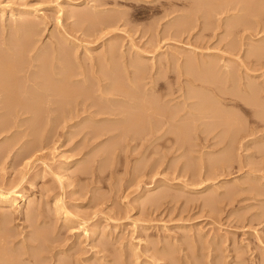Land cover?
I'll return each mask as SVG.
<instances>
[{
    "label": "rangeland",
    "instance_id": "rangeland-1",
    "mask_svg": "<svg viewBox=\"0 0 264 264\" xmlns=\"http://www.w3.org/2000/svg\"><path fill=\"white\" fill-rule=\"evenodd\" d=\"M93 1L94 2H100L102 4V2L99 0H75V1L74 0H0V8L6 7L5 13L4 14L0 13V19L2 18L1 21L4 20V23H6L7 25L8 24L12 25L13 23L15 24L14 20H18V19H16V17H14V18L11 17L10 11L15 10L14 12L16 13L17 10H23V9L28 10L29 9V11L32 12L33 17L37 16V18H35V21L38 24H41V25H39L40 28H43V30H40V37L41 38H39V40H40V41H38L39 44L36 45L37 49L40 48L41 46H43L44 44L49 46V43L53 40L55 41L57 39L56 37H58V35H59L58 38L60 39V37H61L60 32H63L65 30L64 32L68 31V33L71 35V36H69V38H75L76 41H79L78 43L75 41L76 44L78 45L79 49H78V47H75L74 45L71 47H74V51L77 48L76 51L78 53L76 52V54L78 55V57H81L80 59L84 58V59H82L84 61L88 60V59L85 60V57L86 58H88L90 56L94 57V55L97 57L98 55H101L103 52H105V50L107 49V47L111 43L114 45L116 43L117 46L120 44L118 46V49L120 48L119 53L121 51L123 52V56H124L123 60H125V59L128 60L130 56L132 57V56L137 55V57H135V58L140 57L143 60L146 59L145 60V62L147 61L146 63L151 64V63L155 62L153 64H157V65L159 64V61H160V63H162L163 61L166 62L168 60H170V64H168V65H171V64H172V66L176 65L175 60H177L181 57V59L179 61L181 63L182 57L183 56L185 58L189 57V53H190V55H191L190 57L192 59H194L193 58L194 54L195 55L198 54L197 56L199 57L201 53H202L201 55H214V56H216L218 54L217 55L218 57L223 55L222 56L223 58H221V59L218 58V59L222 60V61L219 60L220 65H223V64L225 65V63L227 64V62H229L232 58L233 62L230 61L228 63L229 65H231V67L230 66L229 67L231 69L233 68V70H235V69H237L238 66H240V70L238 68L235 71L237 74L240 73L241 77L244 78L243 81L240 80V81H242L241 83L245 82V85H246L249 82H251L252 84L256 82L255 84H256V86H258L257 89L258 90L261 89V90H259L260 93L257 92L258 95L256 93L254 94V95H256V97H254V95L252 96V98H254V99H252L251 97H250V99L253 102H255L254 106H256V108H258V109L263 108L264 109V104H263L264 103V93H263L264 92V68L260 67L261 69H259L258 66H255L253 64V63H255L254 62L255 60H253V58L250 57V51L256 49L257 46H258V48L259 47L261 48V46L262 47L264 46V8L262 6H260V8H262L261 10H259L260 13L255 12L258 10L252 8V9H254L253 10V12H254L253 16H252L253 12L251 11V9L248 11L247 10H245V11L244 10H241V11L240 10L239 11L238 10H235V11L232 10V12L219 14L216 16L214 13H212L214 15L210 14V16H212V17H210L207 20V19H205L206 18L205 13H206V11L211 10L210 9L211 8V4H210L211 1H209V0H206V1L201 0L203 2H200V0H194V2H193V0L192 1L188 0V2H187V0L185 2L180 1V2H178V4L176 6L174 5L175 7L173 6L174 7L173 9L177 10V13L174 14L175 16L172 15V16H170V18L168 17L169 19L164 18V20L166 19L165 21L163 19L160 20L159 22H161L162 24L160 23L161 26H159L158 29H156L157 25L155 24L156 23L155 20L159 19L162 16V14L156 15L153 13V11H151L153 4H151V6H150L149 4L147 5V4H144L140 1L138 2V0H134V2L131 0H115L114 2H113V0H108L109 2H105L104 3L105 6H102V8L100 7L101 4L99 3L100 5H97V7L99 6V8H97V10L107 9L106 12L108 11L107 12L108 14H113V13H117V12L118 13L121 12L122 14L123 13H126V14L130 13V14H128V16H126V18L128 20L130 19V21L126 20L127 21L126 22V21L122 20L120 24L116 25L117 27L111 26L112 28L109 27L111 30H107V31L104 29V31L102 32L104 34V36L100 32L102 38L100 37V34H99L98 35L99 38L92 37L89 39L86 37L84 38L83 34H81L82 33L81 31L73 33V32H75L74 29L76 28V26L78 29H80L78 27V25H76L77 19H75V17H74V19L72 18V19L67 20L65 17V12L63 14L62 11L66 7H68L69 10H73V11H77V10L81 11L82 9H83V11L88 10V7H90V5H96V3L94 4ZM162 1H165V0H162ZM90 2H91V4H90ZM197 2H199L201 4H199ZM208 2H210V3H208ZM219 2H220V0H219ZM107 3H109V4H107ZM195 3L197 4V7H196ZM65 5H68V6H65ZM193 5L196 8H194ZM198 5H200V6H198ZM261 5L264 6V2ZM72 7H74V8H72ZM205 7H206V9H205ZM76 8H78V9H76ZM191 8H193V9L191 10ZM79 9H81V10H79ZM111 11H112V13H111ZM106 12H105V14H106ZM185 12L195 14L196 18L198 19L196 24L200 23V25H202V26H200L198 24V26L195 28L196 31H192L193 33L191 32L192 34H190L189 36L187 34L184 35L183 38L179 41L176 39V41L175 40L174 41L168 40L169 41L168 42L167 40L166 41L164 40L165 42H163V40H162V42H161L162 45H161V43H160V45H158L159 49H157V47H156L157 45L154 43L155 49L153 50L154 44L152 43V40L156 39V36H158V35L162 36V34L160 35V33H162V29L166 28V26H165V25H167L166 23L167 22L170 23V20H171V22H173L174 19H175V21L178 18L181 19L180 18L182 16L181 14H183ZM199 12H201V13H199ZM245 12H247L249 14H247ZM256 13H258V14L256 15ZM197 14H198V17H197ZM23 16H25V14ZM153 16H155V17H153ZM246 16H247V18L250 17L249 18L250 20H247V21H250V23H251L250 27L252 29H250V27L246 28V29H244L245 27H241V28L239 27V29L237 28L238 30L237 29L233 30V28L231 29V27H229V25L231 23L235 22L236 20L238 21L239 18L240 19H243V17L246 18ZM200 18H204V19H200ZM209 20L211 21V24H210L211 28H209L210 30L207 33L205 32V34L200 32V31H203L202 28L203 27L205 28V25H208V23H210ZM39 22H41V23H39ZM73 22H75V25L73 24V26H72ZM203 22L205 25H203ZM126 23H128V24H126ZM153 24L155 25V28H153L154 27ZM163 24H164V27H162ZM212 24H214V26ZM252 25H254V26H252ZM129 26H131V27H129ZM71 27L72 28L74 27V29H72ZM115 28H116V30H115ZM136 28H137V30H136ZM149 28L154 29V31L152 30V33L149 32L150 31ZM106 29H108V28H106ZM142 29H143V31H142ZM71 30H72V32H71ZM112 30H115V31H112ZM105 31H106V33H105ZM144 31L145 32L147 31L148 33L147 32L145 33ZM155 31H156V33H155ZM233 31H236V32L232 34ZM199 32H200V34H199ZM186 36H187V38H186ZM53 37H55V38H53ZM211 37H212V39H211ZM52 38H53V40H52ZM77 38H79V39L77 40ZM82 38L85 41H82L83 40ZM160 39H162V38H158L157 40L159 41ZM157 40H153V41L157 42ZM187 40H189V41H187ZM209 40H211V41H209ZM87 41L89 43H91L92 45L88 44ZM183 41H184V43H183ZM229 41L230 42L234 41V42H237L236 44H239V47L237 48V50L239 52H237V50H236L235 52H237V53H234V51H233V53H231V50L229 48L230 47ZM117 42H118V44H117ZM79 43L83 46L79 45ZM82 43H84V44H82ZM150 43L153 45H151ZM132 44L134 45V47L135 46L136 47L134 48ZM227 44L229 45V47H227L228 46ZM85 45H87V46L89 45V47H87ZM251 45H252V47H251ZM150 46H152V48ZM179 46H181V47H179ZM236 46H238V45H236ZM253 47H254V49H253ZM86 48H91L90 50H92V51H90V53L86 52V54L88 53L89 56L85 55L84 51ZM170 48H173V49H170ZM239 48H241V49H239ZM136 49H138V51L140 50L142 54L141 55L136 54V53H140V51L138 52ZM142 49L144 52H148V53L142 52ZM203 51H205V52H203ZM227 51H229V55L227 54L228 53ZM178 52H179V54H178ZM193 52H196V53L193 54ZM134 53H135V55H134ZM180 53H182L183 55ZM184 53L187 54L188 56L185 55ZM230 53L232 54L231 56H230ZM34 54H35L34 52H33V54L31 53V56ZM144 54H149L148 56H151V57H144L143 58ZM83 55H85V56L83 57ZM178 55L179 56L181 55V56L179 57ZM197 56H195L196 59H198ZM214 56H209L208 60H210V57L213 58ZM217 56H216V58H217ZM152 57H154L156 59H151ZM169 57H170V59H169ZM172 57H173V59H172ZM176 57H178V58H176ZM184 57H183V60L185 59ZM147 58H148V60H147ZM161 58H162V60H161ZM216 58L214 57L213 59L216 60ZM131 59H133V57ZM165 59H167V60L165 61ZM200 59H201V56H200ZM225 59L226 60L230 59V60L226 61ZM242 60L245 62H243ZM247 60H249V61H247ZM251 60L253 61V63ZM172 61H175V62H172ZM224 61H226V62H224ZM156 62H158V63H156ZM164 62L162 64H160L161 68H163L162 67L163 65L166 66L167 63H169V61L166 63H164ZM234 62H236V63H234ZM249 62H251V64H249ZM87 63L90 64V62H87ZM243 63H244V65H246V63L249 64L248 66L251 65L250 66L251 68L247 66L249 69L248 70L247 67L244 66V67H246L244 69ZM153 64H151V65H153ZM160 66H159V68H160ZM254 66L258 69H256ZM252 67L255 68L256 70L253 69ZM247 70L250 71V75L247 72ZM253 70H255L254 71L255 73H252ZM105 71H107V69ZM154 71L155 70H153V72H152V76L154 74ZM244 71H245V73H243ZM176 73L177 72H171V73H168L167 76L165 75V78L168 77L167 78L168 80L165 79V81H169L173 85L172 87L175 88V89L173 88L175 92L177 90H179L176 88H179L180 86L185 87V90H189V92L191 91V89H192L193 93H196V92H194L195 90L198 93L200 92V89H196L194 86V84L197 82H194V84H192L191 80H189L190 76H189V78H187L186 76H182L181 78H179ZM169 74H171V75H169ZM156 76H158V75L156 74ZM156 76L154 75V77H156ZM173 76H174V78H173ZM244 76H246V77H244ZM178 78H179V81L177 80ZM248 80H250V81L246 82ZM251 80L252 81L254 80V81L252 82ZM185 81H187V82H185ZM145 82H147V81H145ZM150 82L151 81L149 78V80H148L149 84H147V85H151ZM176 82H178V83H176ZM174 83H176V85ZM189 83H190V85H189ZM185 84L186 85L188 84V86H191V89H190V87L186 88ZM255 84H253V85L255 86ZM258 84H261V85H258ZM92 85H94V82L92 83ZM195 85L199 86L200 84L197 83ZM228 86L231 88L230 83H226V86L221 87V89L224 88L222 90H225L224 92H226V90H229ZM262 86H263V88H262ZM149 87L150 86H147L146 89H148ZM192 87L195 88V90ZM213 89H214V87L213 88L211 87L209 90L212 91ZM95 90H96V88H95ZM179 92L182 93L183 91L180 90ZM179 92L177 91L178 95H180ZM192 92H190V93H192ZM202 92L203 91L201 90L200 94ZM212 92H211V94H212ZM206 93L203 92L202 95H204ZM260 94L263 97L260 96ZM206 95H208V93ZM175 96H177V95H175ZM175 96H174V98L172 97L173 102H169L168 104H166V106L171 107V109H173V110H175V108L177 107V106L175 107L176 104L178 105V104L183 102L182 97L179 99V98H176ZM174 99H175V101H174ZM257 100H258V102H256ZM261 100H262V102H261ZM193 101H190V102H193ZM223 103L224 104L226 103V105L222 104L221 109L224 108V111L229 110L230 112H234V114H236L235 115L236 119L238 120L239 123H241V124L244 123L243 124L244 127L247 126L246 128L250 127V129H254L255 132L257 131L256 134L253 135V137H250L251 139L249 137H247L246 140L243 139L244 142H242V146L244 148L241 146V143H240V145H238L239 142H237L235 144V146L236 145L241 146V149H240V147L238 148L237 146L236 147L234 146L236 149L238 148L237 150L235 149L236 151L233 150V151H235L237 157H236V161L234 162L235 164L229 163V165H231V166L227 165L226 164L227 162L224 164L221 162V160L224 159V157H226V155L228 154L226 152H229V151H226L229 149V147H227L228 142L225 141L226 143L223 144L224 142L221 139L220 131L222 129L216 130L217 132H214L212 134V136L206 138L207 140H201V139L196 140V141L193 140L191 143L193 145H190V146L188 145V147L191 151L188 149V147L186 148L188 151L186 149L178 151V150H176V148H174V150H173L174 145L172 143L169 144L168 142L164 143V141H160V143L156 144V146L158 148H156L155 145H154L155 148H154V146H153V148L151 147L153 152L150 150L149 155L147 156L145 154L144 150L148 145H150L149 143L144 144V143H140V142H132V144H130L128 142L125 143V141L124 142L122 141V144L119 145L120 147L117 150H115V152L113 151V154L115 153V156L112 154H111V156H109L110 154L109 155H105V154L108 151L107 149H109L108 147H110L112 145L111 144V142L113 141L112 139H109V137L107 136L108 138L102 137L103 139H101V140L100 139H98V140L94 139L95 140L94 141V140L89 139L88 136L84 137V134H86L87 132H89L88 130H90V128L86 129L85 127L86 126L90 127V125L92 124L91 121L90 122L86 121L87 122V123H85V125L87 124L86 126L83 125L84 123L82 125L80 124L81 126L80 125H77V127L73 126L75 128L70 127V126H72L71 123L74 124L73 122H70V124H68V125L67 124H64V125H62V124H56L55 125L54 124L56 130H58L56 132L55 128L53 127L52 131L54 130L53 131L54 133L53 132L51 133V131L49 133L45 131L46 133H44L43 132L44 127H42V132L44 133V137L43 138L41 137L40 141H39V139H36L37 138L36 136H37V134H39L41 132H39V133L34 132V133H37L35 136L33 131L29 130L30 129L29 123H30V121H32V118H30V115H28V116L26 115L25 117H23V118H27L24 122L25 124L23 123L25 125L24 128L22 127L23 125L21 126V128L15 126L14 128H16V129L12 128V131H10V133H8V135H7V133H3V135L1 134L2 136L0 135V151L3 149L2 147H3V145H5V143H6V145L4 146L5 148L9 144H11L10 146H11V148H13L10 152V155L9 154L7 155L8 158L6 157L3 159L0 156V185H1L0 186V188H1L0 192L1 191L5 192L7 190V188L9 186H11L8 188V190L11 188L12 189L15 188V189H13V190L11 189L10 191L7 190L6 192H11V195L15 194L14 196H17L16 193H18V192L24 193L26 195V198H28L27 202L30 203V204H28L27 202L22 201L20 203V205H18V207L17 206L11 207L12 209H10L11 211L9 210L10 212L7 211L9 207H5L3 205H0V213L2 212V215H3L4 213L7 212V215L10 214L11 216L10 215L9 216L12 217L13 223L12 222L9 223L10 225L7 224V227H9L8 229H10L12 231V234H13V232H15L14 235L16 234L18 242L23 241L24 237L28 236L30 238L32 236L31 234H34V232L39 229V226H40L39 230H41L42 228H45V229L49 230V232L52 233V235L49 234V238H51L52 236L56 237L57 239L61 238L60 240H62L65 244H72V242H74V244L72 245L71 248H73L74 251L75 250L78 251V253L77 252L75 253L74 251H72V252L70 251L69 252L70 257L68 256L69 258H67V259H63V256L58 257L59 260H61V261H62V259L66 260L70 264L77 263V261H75V259H77V260L80 259L77 264H94V263L99 264L103 260H104L103 261L104 264L105 263L111 264V262H112V264H121L122 261H125V260H127L126 264H129V263H131V264H145V263L146 264H188V263L189 264H192V263L193 264H197V263L198 264H214V263L218 264L219 263L218 261L222 262L219 264H228V263L229 264H238V263L239 264H242V263L243 264H262L264 262V155H263L264 154V151H263L264 145L262 146V144L264 143V132H263L264 131V127H263L264 124L262 122H260V120L254 115V112L251 111L250 107L245 106V109L249 110V111L248 110L245 111V109L242 110L237 106L235 107V105H227L228 103L226 101H224ZM179 106L181 107V105H179ZM219 107H220V103H219ZM237 117H239V118H237ZM250 117H252V118H250ZM255 117H256V119H255ZM244 118H245V120H243ZM97 124L96 125L98 127L102 123H97ZM96 125L92 124L91 129H96L97 128V127L95 128ZM64 126H66V127H64ZM67 126L69 128H67ZM92 126H93V128H92ZM46 128H45V130H47ZM79 128H80V130H79ZM82 128H84V129H82ZM256 128H258V130ZM63 129H64V131H63ZM83 130H85V131L83 132ZM39 131H41V129ZM69 131H71V132H69ZM14 132H15V134L17 133L16 136L13 134ZM74 132L75 133L77 132V134L75 135ZM258 132H259V134H258ZM81 133H83V134H81ZM52 134H53L54 139L56 138L55 140L53 139ZM54 134H56L57 136L55 135L56 136L55 137ZM26 135H27V137H26ZM29 136H32V138ZM50 137H51V140H50ZM70 137H73V139ZM83 138H85L86 140ZM202 138H204V137H202ZM33 139H36V140H33ZM41 139H42V141H41ZM70 139H72V140H70ZM15 140H16V142H15ZM18 140L20 143H18ZM37 140L39 142H37ZM243 140H241V141H243ZM253 140H255V141H253ZM31 141H34V142H31ZM118 141H117V143H119ZM252 141H253V143H252ZM87 142L88 143L90 142V144H88ZM12 143H13V145L14 144H16V145L13 147ZM83 143L86 145V146L84 145L85 147L81 146V145H83ZM123 143L125 144V146ZM134 143L136 145L138 143L137 147H135L136 145ZM244 143H245V145H244ZM246 143L247 144L250 143V144L246 145ZM40 144H42V145H40ZM142 144H144L145 146H143ZM133 145H134V147H133ZM158 145H160V146H158ZM194 145H196V146H194ZM26 146H28V147L26 148ZM36 146H38L39 148L42 147L43 149L40 148L41 149L40 150ZM78 146L80 148L81 147L82 148L81 149L77 148ZM127 146L129 147L128 148L129 150L126 149ZM245 146H250L249 149L247 148L249 151L246 149ZM260 146H261V148H263V149H261L263 154H259L261 152ZM131 147H132V150H131ZM167 147H170V148L172 147V148L169 149ZM258 147H259V150H258ZM31 148H33V149L36 148L35 150L37 152H35V150H33V149L31 150ZM135 148L137 151L140 150L141 153L139 151L137 153ZM164 148H167V149H165V151H164L163 150ZM77 149L78 150L80 149V150L78 151ZM101 149H102V151H101ZM159 149H161V151ZM122 150H124V151H122ZM157 150H158V152H157ZM23 151H26V152L24 153ZM30 151H31V153H30ZM125 151H126V153H125ZM32 152H35V153H32ZM61 152L63 154H61ZM104 152H105V154H104ZM132 152H134V153H132ZM155 152H157V153L154 154ZM99 153H101V154H99ZM102 153H103V155H102ZM118 153L120 156L118 155ZM135 153H136V155H135ZM162 153H164V154H162ZM182 153H183V156H182ZM29 154H31V155H29ZM77 154H78V156H77ZM158 154H159V156H161L162 159H160ZM27 155H28V157H27ZM153 155L155 156V158H153L154 157ZM184 155L187 157H184ZM102 156H103V158H102ZM260 156H262V157H260ZM65 157H66V159H65ZM107 157H109V158H107ZM158 157H159V159H158ZM84 158H86L87 160ZM114 158H115V160H114ZM118 158H119V160H118ZM151 158H153V159H151ZM111 159H113V160H111ZM106 160H108L109 162ZM216 161H220L221 163L217 164L216 166H213L212 165L213 162L216 163ZM77 162H80V165H79L80 167L75 165ZM249 162H250V164H249ZM81 163H83V164L81 165ZM155 163H156V165H155ZM210 163H212V164H210ZM67 164H69V166ZM85 164H87V165H85ZM185 164L186 165L188 164L187 167L192 165L191 167H193L195 170L197 167H199L200 165L201 166L199 167V169L197 168L198 170H197V172H196L197 174H196L194 171L192 173L193 168L188 169V170L186 168H183L186 166ZM64 165H67V167H65V169H63ZM84 165L87 167L91 166L93 169L88 168L87 170L89 172L87 171L86 175L84 173L83 175L79 174L80 175L79 176L76 173V170L77 171L81 170V168H83ZM104 165H106V168ZM194 165H196V166H194ZM146 166H147V168H146ZM211 166H213L212 169L210 168ZM201 167H203V169H201L199 176H198V171L200 170ZM151 168L153 171L151 170ZM66 169H67V172H66ZM251 169H253V170H251ZM145 170H146V173H145ZM184 171H185V173H184ZM90 172H91V174H90ZM182 172H183V174H182ZM87 173H89L90 175ZM207 174H209L210 176ZM20 175H21V177H20ZM181 175H183V176H181ZM70 180H71V184L69 183ZM15 181L18 183L20 182V184L19 185H18V183L16 184ZM251 183H253V184H251ZM254 183L256 185L255 188L253 186V189L255 191H253L252 187H250L251 185H254ZM9 184H11V185H9ZM12 184L15 186H13ZM210 185L213 187L211 188ZM147 189H150V193L151 194L153 193L152 194L153 196H155V195L157 196V195H159V193H162V192H167V193H170L169 195L172 196V198L167 197L168 200H167V198L163 199L159 203L152 205L153 207L150 204V206L152 207V209H151V207L148 204L149 198H145V197L143 198ZM158 191H160V192H158ZM233 192L234 193L236 192L235 193L236 195ZM151 194H150V196H152ZM211 195L213 196V199L215 200L213 205H209L207 203L208 199L212 198ZM227 198H229V199H227ZM17 199H18V201H17V204H18L20 199L19 198H17ZM136 199H138V202L136 201ZM139 199L141 201H139ZM161 202H162V204H161ZM26 203L28 205H30L31 207L36 206L35 207L36 208V211H35L36 216L34 215V217H36V218L35 219L33 218L34 220L33 219L30 220L31 218L26 219L22 215L23 213L25 214V212L27 210L26 207L28 205ZM214 204H216L215 207H214ZM59 205H61L62 208H60ZM146 205H147V207H145ZM51 210L53 211V213ZM29 223L32 226L34 225L36 227H34V226L31 227V225ZM35 223H37V224H35ZM45 223H46V225H45ZM35 228H38V229H35ZM50 229H51V231H50ZM18 233L20 235H17ZM27 233H28V235H27ZM29 233H31V234L29 235ZM63 238H64V240H63ZM78 243H80V244H78ZM107 243H108V245H107ZM19 244H20V242L16 246L17 250L21 245V244L20 245ZM197 245H198V247H197ZM75 246H77V247H75ZM217 246H218V248H217ZM59 247H61V248H58L59 250L64 249V246H59ZM104 247H105V251L102 252L103 251L102 249ZM166 247H168V248H166ZM219 247H220V249H219ZM79 248H80V250H79ZM20 249H22V245H21ZM81 251H82V253H81ZM129 251H131V253ZM173 251H176V253L174 254ZM165 252H167V253L172 252L171 256H173V257L171 258V257L166 256V255L164 256L163 254H165ZM73 253L75 254V257H77V258L74 257ZM196 253H198V254H196ZM160 254H162V255L160 256ZM43 255L49 256V255H47V252H45ZM72 255H73V258L71 257ZM104 255H106L105 257H107V258L102 259V258H104ZM92 256H96V257H92ZM165 257H169V258H171L173 260L175 259V260L174 261L172 260V261H170V263H168L169 260L166 259ZM197 257H199V259ZM215 257H216V259H215ZM70 258H72V259H70ZM115 259H116V261H115ZM176 259L178 262L176 261ZM194 259H196V260H194ZM212 259H214V260H212ZM199 260H200V263H199ZM195 261H197V262L195 263ZM201 261H204V263ZM24 264H32V263H27L25 261ZM46 264H48V263H46Z\"/></svg>",
    "mask_w": 264,
    "mask_h": 264
},
{
    "label": "bare ground",
    "instance_id": "bare-ground-1",
    "mask_svg": "<svg viewBox=\"0 0 264 264\" xmlns=\"http://www.w3.org/2000/svg\"><path fill=\"white\" fill-rule=\"evenodd\" d=\"M99 1H101L102 4L100 2H94L93 1L94 4L96 3V5H90V7H88V10H84V11H83L82 8H81L82 10L79 9L81 11H78V10L77 11L69 10L68 7H66L65 9H63L62 12H63V14L65 12V17H66L67 20L68 19H72V18L74 19V17H75V19H77L76 25H78V27L80 29H78L77 26H76L77 29L76 28L74 29L75 26L73 28L71 27L72 29L75 30V32H73V33H76L78 31H81L82 32L81 34H83L84 38L85 37L86 38H89V39L92 38V37L99 38L98 35L100 34V32L102 33L104 31V29L106 31L107 30H111L110 28H112L113 26L115 27L116 25L120 24L122 20H124V21L128 20L126 18V16H128V14H130L128 12H127L128 14H126V13H123L122 14L121 12L120 13L117 12V13H113V14H108L107 13L108 11L106 12L107 9H105V10L104 9L103 10H97V8H99V6L97 7V5H100L101 4L100 7L102 8V6H105V4H104L105 2H109L108 0H99ZM114 1L115 0H113V2ZM131 1L134 2V0H131ZM139 1L142 2V3H144V4H147V5L149 4L150 6H151V4H153L152 5V8H151V11H153V13L156 14V15L162 14V16L159 19H156L158 22L155 20V22H156L155 24L157 25L156 29H158V27L161 26L160 25L161 22H159V21L162 20V19L164 20V18H168V17L170 18V16L174 15L175 13H177V10L176 9H173V8L178 4V2H180V1L185 2L186 0H165V1H162V0H160V1L159 0H138V2ZM204 1H206V0H204ZM209 1H211V3L208 2V3L211 4V8H210L211 10L210 11L208 10L205 13L206 14V18L205 19H207V20L210 17H212V16H210V14H212V13H214L215 16H216V15H219V14H224V13L232 12V10L233 11H235V10H238V11L239 10L240 11L241 10H244V11L247 10L248 11L250 9H251L252 12H253L254 9H256L258 11H255V12H259L260 13L259 10L262 9V8H260V6H262L264 8V6L261 5L264 2V0H220V2H219V0H209ZM187 2H188V0H187ZM193 2H194V0H193ZM200 2H203V1L200 0ZM197 3H199V2H197ZM90 4H91V2H90ZM107 4H109V3H107ZM199 4H201V3H199ZM65 6H68V5H65ZM198 6H200V5H198ZM193 7H194V5H193ZM196 7H197V4H196ZM196 7H194V8H196ZM72 8H74V7H72ZM78 8H76V9H78ZM252 8H254V9H252ZM192 9L193 8H191V10ZM205 9H206V7H205ZM5 11H6V7H1L0 8V13L1 14H4ZM14 11H10L11 12L10 14H11V17H13V18L16 17V19H18V20H14L15 21V24L12 22L13 23V24L11 23L12 25H9V24L7 25L6 23H4V20L1 21L2 18L0 19V135L1 134L3 135V133H7V135H8V133H10V131H12V128L13 129H16V128H14L15 126L21 128V126L23 125L22 127L24 128L25 127V125H24L25 123L24 122H25V120L27 118H23V117H25L26 115L27 116L30 115V118H32V121H30V123H29V128H30L29 130L33 131V133L34 132H38V133L41 132V133H39L41 136L39 134H37V133H34L35 136L37 134V136H36L37 138L36 139H39V141H40V138L41 137L42 138L44 137V133H46V132L49 133L50 131L52 133L54 131V130L52 131L53 127L55 128L54 124L55 125L56 124H62V125L67 124L68 125V124H70V122H73L74 124L71 123L72 126H70V127H73V126H76L77 127V125H80V124L82 125L83 123H84L83 125L86 126L87 125V124L85 125V123H87L86 121H89V122L91 121L93 125H96L97 123H102V124L99 125L98 127H97V125H98L97 124L95 126V128L97 127L96 129H91V125L92 124L90 125V127H87L86 126L85 128L86 129L87 128H90V130H88L89 132H87L86 134H84V137L85 136L86 137L88 136L89 139H91V140H94V139L95 140H98V139L101 140V139H103L102 137H107L108 136L109 139H112L113 140L112 141L113 143L110 141L112 145L110 147H108L109 149H107L105 147L108 150V151L106 150L107 152L105 151L106 154L104 152L105 155H109L110 154L109 156H111V154H112V155L115 156V153L113 154V151L115 152V150H117L120 147L119 145L122 144V141L123 142L125 141V143L128 142L130 144H132V142H140V143H144V144L145 143H149L150 145L147 144L148 146L144 150L145 151V154L148 156L149 155V151L150 150L152 151L153 146L154 145L156 146V144L157 143H160V141H164V143L165 142L166 143L168 142L169 144L172 143L174 145L173 146V150H174V148H176V150L179 151V150L186 149L188 147V145L189 146L190 145H193V144H191L193 140L194 141L199 140V139H201V140H207L206 138L212 136V134L214 132H217L216 130L222 129L221 130L222 132L220 131V133H221V139L224 142V143L223 142L222 143L225 144L226 143L225 141H227L228 142V146L227 147H229L230 150L229 149L226 150V151H229V152H226L228 154L226 155V157H224V159L221 160V162L223 164L227 162L226 164L229 165V163L230 164L231 163L235 164L234 162L236 161V157H237L235 151L239 147L241 149L242 142H244V140H246L247 137H249V138L250 137H253V135L256 134L257 131L255 132V130L254 129H250V127L249 128H246L247 126L244 127V125H243L244 123H242V124L239 123L238 120L236 119V116H235L236 114H234V112H230L229 110H227V111L225 110L224 111V108L223 107H222L223 109H221V105L224 104L223 102L226 101L228 103L227 105H235V107L237 106V107H239L242 110L245 109V106L250 107L251 108V111L254 112V115L260 120V122H262L264 124V109L263 108H261V109L256 108V106H254V103L255 102H253L250 99V97L252 98V96L255 93L258 95V93H260L259 90H261V89L258 90L257 89L258 86H256V84H255L256 82L253 83V84H255V86H256L255 87L251 82H249L250 80L246 81V82H249L246 85H245V82L241 83L244 80V78L241 77V75H240L239 72H238L239 74H237L236 71H235L238 68L240 70V66H238L237 69L234 68L235 70H233V68L232 69L230 68L231 65L228 64L230 61H232V58H231V60L229 59L230 61L225 59L226 61H229V62H227V64L225 63V65L224 64L223 65H220L219 64V60L221 58H223L222 57L223 55L220 56L221 54L219 55L220 57H218L217 56L218 54H217L216 55L217 58H216V56H214V55H201L202 54L201 53L200 54L201 59H200V56L198 57L197 56L198 54L195 55L194 53H196V52H193V54H194V57L193 58L194 59H192L190 57L191 55L189 53V57H186L185 58L183 56L185 59L183 60V57H182V62L180 63L179 61L181 59V57H180L181 55L180 56L178 55L180 58L177 59V60H175L176 62L175 61H172V62H175L176 65H173V66H172V64L171 65H168V64H170V60H168L169 63H167L166 66L163 65L162 66L163 68H161L160 64H162L164 61L162 63H160V61H159V64L158 65L157 64H153V63H155V62H153V63H151L153 65H151L149 63H146L147 61L145 62L146 59L143 60L140 57L135 58V57H137V55H135V53H134L135 56H132L133 59H131L132 57L130 56L131 58L129 57L128 60L127 59L123 60V58H124L123 52L122 51H121L122 53L120 52L122 54L121 55L119 53V49L120 48L118 49V46L120 44L117 46L116 43H115V45L111 43L110 45L108 44L109 46L107 47V49L105 50V52L102 51L103 53L101 55H98L97 54L98 55L97 57L94 54H93L94 57H91V56L88 57L89 56L88 53H90V51H92V50H90L91 48H86L85 51L84 50L83 51L85 52V55H88L87 56L88 58L85 57V60L86 59H88V60L84 61V60H82L84 58L80 59L81 57H78V55L76 54L77 48L74 51V47H71L73 45L75 47H78V45L76 44V42L78 43L79 41H76L75 38H69V36H71V35L68 33V31L64 32L65 30L63 32H60V34H61L60 35L61 36L60 39L58 38L59 35H58V37H56L58 40L56 39L54 41L53 38H55V37H53L52 38L53 41H51V42L49 41L50 43L48 42L49 43V46H47V45L44 44L45 46L43 45V46H41L40 48L37 49V46L36 45L39 44L38 41H40L39 38H41L40 37V30H43V28H40V26H39L41 24H38L35 21V18H37V16H34L33 17L32 12L29 11V9L28 10H26V9L17 10L16 13ZM105 12H106V14H105ZM111 13H112V11H111ZM199 13H201V12H199ZM245 13H247V12H245ZM24 14H25V16H23ZM214 14H212V15H214ZM247 14H249V13H247ZM253 14H254V12L252 13V16H253ZM257 14L258 13H256V15ZM181 15H182L180 17L181 19L178 18L179 20L176 19V21H175V19H174L173 22H171V20H170V23L167 22L166 23L167 25H165L166 28L162 29V33H160V35L162 34V36H159L157 34L158 36H156V39H153V40H157L158 38H162V39H160L159 41L157 40V42H154L152 40V43L153 44L155 43L157 45L156 46L157 49H159L158 48L159 47L158 45H160V43L162 42V40H163V42H165L166 40L167 41L168 40L169 41L170 40H173V41L175 40L176 41V39L179 41V40H181L183 38L184 35L187 34L189 36L190 34L193 33L192 31H196L195 28L198 26V24L200 25V23L196 24L198 19L196 18L195 14L189 13V12L188 13L185 12V13H183ZM153 17H155V16H153ZM197 17H198V14H197ZM249 18H247V16H246V18L243 17V19H240L239 18L240 20L238 19V21L236 20L235 22L231 23L229 25V27H231V29L233 28V30L234 29H237V28L239 29V27L240 28L241 27H245L244 29L249 28L250 27V24H251L250 21H247V20H250ZM200 19H204V18H200ZM128 21H130V19ZM75 22L72 23V26H73V24L75 25ZM39 23H41V22H39ZM126 24H128V23H126ZM164 24L162 25V27H164ZM210 24H211V21H210V23H208V25H205L204 22H203V25H205V28L203 27L204 28V29L202 28L203 31H200V32H202L204 34H205V32L207 33L210 30L209 28H211L210 27L211 26ZM212 25L214 26V24H212ZM131 26H129V27H131ZM200 26H202V25H200ZM252 26H254V25H252ZM106 28H108V29H106ZM153 28H155V25H154ZM250 29H252V28L250 27ZM115 30H116V28H115ZM115 30H112V31H115ZM136 30H137V28H136ZM149 30H150L149 32H151V33H152V30L154 31V29H152V28L151 29L149 28ZM106 31H105V33H106ZM142 31H143V29H142ZM71 32H72V30H71ZM200 32H199V34H200ZM235 32L236 31H233L232 34L235 33ZM155 33H156V31H155ZM103 36H104V34H103ZM100 37H101V34H100ZM186 38H187V36H186ZM78 39L79 38H77V40ZM211 39H212V37H211ZM82 41H85V40L83 39ZM187 41H189V40H187ZM209 41H211V40H209ZM231 42L229 44L230 47L227 44L228 45L227 47L230 48L231 53H233V51H234V53L239 52L237 50V48L239 47V44H236L237 42H234V41H233L234 43L233 42L231 43ZM87 43L90 44V45H92L88 41H87ZM183 43H184V41H183ZM82 44H84V43H82ZM117 44H118V42H117ZM153 44H151V45H153ZM155 44L153 45V50L155 49V47H154ZM79 45H81V44L79 43ZM161 45H162V43H161ZM236 45H238V46H236ZM81 46H83V45H81ZM85 46H87V45H85ZM87 47H89V45ZM133 47H134V45H133ZM150 47L152 48V46H150ZM179 47H181V46H179ZM251 47H252V45H251ZM78 49H79V47H78ZM170 49H173V48H170ZM239 49H241V48H239ZM253 49H254V47H253ZM136 50L138 51V49H136ZM236 50H237V52H235ZM33 52L35 54L31 56V53L33 54ZM86 52H88V53L86 54ZM142 52H144L143 49H142ZM203 52H205V51H203ZM227 52H228L227 54L229 55V51H227ZM144 53H148V52H144ZM182 53H180V54H182ZM231 53H230V56L232 55ZM136 54L141 55L142 53L140 51V53H136ZM178 54H179V52H178ZM85 55H83V57ZM148 55L149 54H144L143 55V58L144 57H151V56H148ZM185 55H187V54H185ZM195 56H197L198 59H196ZM209 56H214L216 58V60L213 59L214 57L213 58L210 57V60H208ZM250 57H252L253 60H255L254 61L255 63H253V61L251 60L252 63L255 66H258L259 69H261L262 67L264 68V46L263 47L261 46V48L260 47L258 48V46H257L256 49L250 51ZM176 58H178V57H176ZM218 58H220V59H218ZM151 59H156V58L152 57ZM169 59H170V57H169ZM172 59H173V57H172ZM147 60H148V58H147ZM161 60H162V58H161ZM166 60L167 59H165V61ZM168 61H166V62H168ZM220 61H222V60H220ZM226 61H224V62H226ZM247 61H249V60H247ZM87 62H90V64H88ZM166 62H164V63H166ZM243 62H245V61H243ZM156 63H158V62H156ZM234 63H236V62H234ZM249 64H251V62H249ZM249 64L246 63V65H244V63H243V67L244 66L247 67ZM159 66H160V68H159ZM250 66H248V67H250ZM246 67H244V69ZM248 67H247V69H248ZM255 68H253V69H255ZM258 68H256V69H258ZM106 69H107V71H105ZM153 70H155V71H154V74L152 76ZM248 70H247V72L250 75V71H248ZM255 70H253L252 73H255L254 72ZM245 71L243 73H245ZM171 72H177L176 74L178 75L179 78H181L182 76H186L187 78H189V76H190L189 80H191L192 84H194V82H197L198 84H200L199 86L198 85L196 86L195 84H197V83H195L194 84L195 88L196 89H200V92H201V90L203 92H205V93L207 92L208 95H206L207 94L206 93V94H204L205 95L204 96V95H202L203 92L200 94V92L198 93L195 90V88L192 87L195 90V91L194 90L193 91L196 92V93H193L192 92V89H191V86H188V84L187 85L185 84V86H186V88L190 87V89H191L190 92H192V93H190L189 90H185V87H181L179 85L180 87L179 88H176V89H179L177 91L179 92L181 90L183 92L182 93L179 92L180 95H178L177 94V91L176 92L174 91L175 88L172 87L173 85L169 81H165V79L168 78V77L165 78V75L167 76L168 73H171ZM156 74L159 77L156 76ZM154 75L156 77H154ZM169 75H171V74H169ZM244 77H246V76H244ZM149 78H150V81H151L150 82L151 85H147V84H149L148 83ZM173 78H174V76H173ZM179 78L177 79L178 81H179ZM240 80H242V81H240ZM145 81H147V82H145ZM91 82L92 83L94 82V85L96 87L94 85H92ZM185 82H187V81H185ZM176 83H178V82H176ZM176 83H174V84L176 85ZM226 83H230L231 88L228 86L229 87V90H226V92H224L225 90H222L224 88L221 89V87L226 86ZM189 85H190V83H189ZM258 85H261V84H258ZM147 86H150V87L148 89H146ZM94 87L96 88V90H95ZM211 87L212 88L214 87V89L212 90L213 92L209 90ZM262 88H263V86H262ZM211 92H212V94H211ZM175 95H177V96H175ZM174 96L176 98H179V99L182 97V101H183L182 103H180L178 105L177 104L175 105V107L177 106L175 108V110L171 109V107H169V106H166V104H168L169 102H173L172 101L173 100L172 97L174 98ZM260 96H262V95L260 94ZM254 97H256V95H254ZM252 99H254V98H252ZM174 101H175V99H174ZM190 101H193V102H190ZM256 102H258V100ZM261 102H262V100H261ZM219 103H220V107H219ZM179 105H181V107ZM224 105H226V103ZM247 110L248 109H245V111H247ZM256 117H255V119H256ZM237 118H239V117H237ZM250 118H252V117H250ZM243 120H245V118ZM42 127H44V131H43L44 133L42 132ZM64 127H66V126H64ZM263 127H264V125H263ZM45 128L47 130H45ZM67 128H69V127L67 126ZM73 128H75V127H73ZM80 128H79V130H80ZM92 128H93V126H92ZM40 129H41V131H39ZM64 129H63V131H64ZM82 129H84V128H82ZM256 129L258 130V128H256ZM55 130H56V128H55ZM85 130H83V132ZM57 131L58 130H56V132ZM69 132H71V131H69ZM259 132H258V134H259ZM13 134L16 136L17 133L15 134V132H14ZM76 134H77V132L75 133V135ZM81 134H83V133H81ZM27 135H26V137H27ZM55 135L56 134H54V136ZM29 137L32 138V136H29ZM52 137H53V134H52ZM202 137H204V138H202ZM70 138L73 139V137H70ZM36 139H33V140H36ZM53 139H54V137H53ZM72 139H70V140H72ZM83 139H85V138H83ZM50 140H51V137H50ZM241 140H243V141H241ZM255 140H253V141H255ZM39 141L37 140V142H39ZM41 141H42V139H41ZM117 141L119 143H117ZM253 141H252V143H253ZM15 142H16V140H15ZM31 142H34V141H31ZM237 142H239L238 145H240V143H241V146L236 145L238 147L236 149L235 148L236 147L235 144ZM18 143H20L19 140H18ZM84 143L81 146H84L85 145ZM42 144H40V145H42ZM88 144H90V142ZM144 144H142V145L145 146ZM248 144H250V143H248ZM248 144L246 143V145H248ZM5 145H6V143H5ZM5 145H3V147H2L3 149L1 148L2 150L0 151V156L3 159L6 158V157L8 158L7 155L8 154L10 155V152L13 149L10 146L11 144H9L6 148L4 147ZM15 145L16 144L13 145V143H12V146L13 147ZM137 145H138V143H137ZM137 145L135 147H137ZM160 145H158V146H160ZM244 145H245V143H244ZM263 145H264V143L262 144V146ZM124 146H125V144H124ZM128 146H127L126 149L129 148ZM155 146H154V148H155ZM194 146H196V145H194ZM27 147L28 146H26V148ZM36 147L39 148L38 146H36ZM133 147H134V145H133ZM245 147H246V149L247 148L249 149L250 146H245ZM40 148H42V147H40ZM77 148H80V147L78 146ZM156 148H158V147L156 146ZM167 148L171 149L172 147L171 148L170 147H167ZM167 148H164L163 150L165 151V149H167ZM263 148H264V146H263ZM263 148H261V146H260V151L261 152L260 153L258 152L259 154H263L262 153V150H261ZM32 149L33 148H31V150ZM35 149H33V150H35ZM161 149H159V150L161 151ZM188 149H189V147H188ZM131 150H132V147H131ZM135 150H136V148H135ZM233 150H235V151H233ZM258 150H259V147H258ZM101 151H102V149H101ZM122 151H124V150H122ZM138 151L140 152V150H138ZM138 151H137V153H138ZM23 152L25 153L26 151H23ZM35 152H37V151L35 150ZM35 152H32V153H35ZM157 152H158V150H157ZM157 152H155L154 154H156ZM30 153H31V151H30ZM125 153H126V151H125ZM132 153H134V152H132ZM61 154H63V153L61 152ZM78 154H77V156H78ZM99 154H101V153H99ZM159 154H158V156H159ZM162 154H164V153H162ZM29 155H31V154H29ZM102 155H103V153H102ZM118 155H119V153H118ZM135 155H136V153H135ZM182 156H183V153H182ZM27 157H28V155H27ZM159 157H160V159H162L161 156H159ZM159 157H158V159H159ZM184 157H187V156L184 155ZM260 157H262V156H260ZM102 158H103V156H102ZM107 158H109V157H107ZM153 158H155V156ZM153 158H151V159H153ZM65 159H66V157H65ZM84 159H86V158H84ZM111 160H113V159H111ZM114 160H115V158H114ZM118 160H119V158H118ZM106 161H108V160H106ZM221 162L220 161H216V163L213 162V164L212 163H210V164H212L213 166H216L217 164H220ZM250 162H249V164H250ZM69 164H67V165L69 166ZM82 164L83 163H81V165ZM188 164L187 165L185 164L186 166L183 167V168H186L187 170L188 169H192L193 168V167H191L192 165L189 166V167H187ZM67 165H64L63 166V169H65V167H67ZM75 165L79 166L80 165V162H77ZM85 165H87V164H85ZM85 165L83 166V168H81V170H78V171L76 170V173L78 175L79 174H82L83 175L84 173L86 175V172L88 171L87 170L88 168L93 169L91 166L90 167H87ZM155 165H156V163H155ZM104 166L106 168V165H104ZM194 166H196V165H194ZM213 166H211L210 168L212 169ZM229 166H231V165H229ZM199 167H197V168L199 169ZM203 167H201L200 170L198 171V176H199V173H200L201 169H203ZM146 168H147V166H146ZM197 168H196V170L193 168L192 173H193V171L196 173L197 170H198ZM151 170H152V168H151ZM251 170H253V169H251ZM185 171H184V173H185ZM66 172H67V169H66ZM145 173H146V170H145ZM87 174H89V173H87ZM90 174H91V172H90ZM182 174H183V172H182ZM21 175H20V177H21ZM207 175H209V174H207ZM181 176H183V175H181ZM15 183L17 184L18 182L15 181ZM69 183L71 184V180H70ZM19 184H20V182L18 183V185ZM251 184H253V183H251ZM9 185H11V184H9ZM13 186H15V185H13ZM253 186L255 188V186H256L255 183H254V185H251L250 186V187H252V190L255 191L253 189ZM9 187H11V186H9ZM212 187L213 186H211V188ZM8 188H7V190H8ZM11 189H9L8 191H10ZM13 189H15V188H13ZM6 191L5 192H2V191L0 192V205H3L5 207H9L8 210H7L8 212L11 211L10 210V209H12L11 207H14V206H17L18 207V205H20V203L22 201L23 202H27L28 201V198H26V195L24 193L18 192V193H16L17 196H14L15 194L14 195H11V192H6ZM160 191H158V192H160ZM150 194H151L150 193V189H147L146 190V193L143 196V198L144 197L145 198H149V200H148L149 201V203H148L149 206H150V204H151V206L152 205H155V204L159 203L161 200L166 199L167 197H171L172 198V196L169 195L170 193H167V192L159 193V195H157V196L156 195L153 196L152 195L153 193L151 194L152 196H150ZM17 198L20 199V201H19L18 204H17V201H18ZM227 199H229V198H227ZM167 200H168V198H167ZM136 201L138 202V199H136ZM139 201H141V200L139 199ZM214 201L215 200L213 199V196H212V198H209L208 199V202L207 203L209 205H213ZM28 204H30V203H28ZM161 204H162V202H161ZM215 205L216 204H214V207H215ZM35 207L34 206L31 207L30 205H28L26 207L27 210H26L25 214L24 213L22 214L23 217L26 218V219L31 218L30 220H32L33 218L35 219L36 218V217H34V215L36 213L35 212L36 211V208ZM59 207L62 208L61 205H59ZM145 207H147V205ZM152 207H151V209H152ZM52 213H53V211H52ZM0 214H1L0 215L1 216L0 217V264H24L25 261L27 263H32V264H46V263H48V264H70L69 262H67L66 260H63V259L69 258L70 257L69 252L70 251L71 252L74 251V249L71 248L72 245L74 244V242H72V244H65L62 240H60L61 238L57 239L56 237H53V236L51 238H49V234L52 235V233L49 232V230H47L45 228H42L41 230H39L40 229V226H39V229L38 228H35V229H38L37 231L34 232L35 235L29 233V235L31 234L33 237L31 236L29 238L27 236V237H24L25 240L23 239V241H19L20 244L22 245V249H20L21 245L19 244L20 247L17 250L16 249V246H17V244L19 242L17 241L18 239L16 237V234L14 235L15 232H13V234H12V231L10 229H8L9 227H7V224H9V223L12 222V217H10L11 216L10 214H9L10 216L7 215V212L4 213L3 215H2V212ZM46 223H45V225H46ZM35 224H37V223H35ZM33 226L31 225V227H33ZM34 227H36V226H34ZM50 231H51V229H50ZM17 235H20V234L18 233ZM27 235H28V233H27ZM63 240H64V238H63ZM78 244H80V243H78ZM107 245H108V243H107ZM59 246H64V249H62V250L60 249L59 250L58 248H61ZM77 246H75V247H77ZM197 247H198V245H197ZM166 248H168V247H166ZM217 248H218V246H217ZM219 249H220V247H219ZM79 250H80V248H79ZM102 250H103L102 252H104L105 251V247ZM45 252H47V255H49V256L43 255ZM74 252L75 253L76 252L78 253V251H76V250ZM129 252L131 253V251H129ZM81 253H82V251H81ZM171 253L165 252V254H163V255L164 256L166 255V256H169V257L172 258L173 256H171ZM173 253L175 254L176 251H173ZM196 254H198V253H196ZM73 255L75 257V254L74 253H73ZM73 255L71 256L72 258H73ZM161 255L162 254H160V256ZM59 256H61V257L63 256L62 261L58 259ZM105 256L106 255H104V258H102V259L107 258ZM92 257H96V256H92ZM169 257H165L166 259L169 260L168 263H170V261L173 260V259H171ZM72 258H70V259H72ZM75 258H77V257H75ZM197 258L199 259V257H197ZM215 259H216V257H215ZM79 260L75 259V261H77V263H78ZM194 260H196V259H194ZM212 260H214V259H212ZM103 261L100 262L99 264H104ZM115 261H116V259H115ZM176 261H177V259H176ZM196 262L197 261H195V263ZM201 262L204 263V261H201ZM218 262L219 263H222L220 261H218ZM77 263H75V264H77ZM126 263H127V260L122 261L121 264H126ZM199 263H200V260H199ZM111 264H112V262H111ZM129 264H131V263H129ZM262 264H264V262Z\"/></svg>",
    "mask_w": 264,
    "mask_h": 264
}]
</instances>
